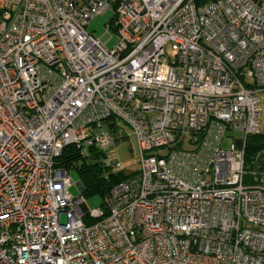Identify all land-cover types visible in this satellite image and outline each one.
<instances>
[{
	"label": "built area",
	"instance_id": "2783aa9c",
	"mask_svg": "<svg viewBox=\"0 0 264 264\" xmlns=\"http://www.w3.org/2000/svg\"><path fill=\"white\" fill-rule=\"evenodd\" d=\"M110 8L109 51L111 34L86 28ZM113 119L133 130L140 171L90 211L57 163L94 148L122 173ZM228 134L242 138L225 151ZM253 135L264 4L0 0V264H264V188L245 183Z\"/></svg>",
	"mask_w": 264,
	"mask_h": 264
},
{
	"label": "rangeland",
	"instance_id": "374dc122",
	"mask_svg": "<svg viewBox=\"0 0 264 264\" xmlns=\"http://www.w3.org/2000/svg\"><path fill=\"white\" fill-rule=\"evenodd\" d=\"M264 3V2H263ZM116 19V11L114 8H110L105 14L97 16L93 19L88 25L87 32L90 35H93L97 39L103 38L106 33H110L112 38L106 43L105 47L107 50H113L117 45L119 38L117 33L114 30ZM168 53L171 50L168 48ZM114 120V119H113ZM112 120V121H113ZM115 121V120H114ZM116 124V123H115ZM115 133H111L116 140L115 147L112 149L110 154L111 161L120 162L122 164V171L126 177H133L139 174L140 171V151L138 148L136 137L133 133V130L129 125L124 123L123 121H118L116 124ZM103 130L108 131L107 126H104ZM123 133H121V131ZM242 136L239 134H228L227 137L222 142V149L225 151H230L233 146L234 140L241 139ZM185 148L190 149L188 144H185ZM258 162L249 161L247 164V173L245 183L251 185L256 182V173H258L259 169ZM106 174L113 173L112 169H109L105 172ZM71 177L74 180V185L70 189V193L74 197H78L81 194V189L77 186V184L81 183V177L78 175L76 170H71ZM83 194V192H82ZM89 210L94 211L99 209L105 203V198H103L99 193H95L93 195L84 196ZM62 221L65 222L66 218L63 217Z\"/></svg>",
	"mask_w": 264,
	"mask_h": 264
},
{
	"label": "trees",
	"instance_id": "16d2710c",
	"mask_svg": "<svg viewBox=\"0 0 264 264\" xmlns=\"http://www.w3.org/2000/svg\"><path fill=\"white\" fill-rule=\"evenodd\" d=\"M254 2L259 5L264 4L262 0H254ZM115 123L117 124V121H113V123L109 122V132H116L117 128ZM263 154L264 135H253L248 137L245 146L246 165L249 161L258 162V159ZM104 157L103 153H100L94 148H91L89 151V156L84 157L80 149L77 147H69L64 151L57 164L70 170L77 171L78 175L81 177V183L84 187L83 196L99 193L106 200L112 188L117 184L128 180L129 177H126L123 172L106 174L105 172L107 169L103 166L102 162ZM258 164L259 166H262L264 163L258 162ZM261 170L262 169H259L258 172ZM254 184L255 183L249 186L253 187Z\"/></svg>",
	"mask_w": 264,
	"mask_h": 264
},
{
	"label": "crops",
	"instance_id": "0c3cea01",
	"mask_svg": "<svg viewBox=\"0 0 264 264\" xmlns=\"http://www.w3.org/2000/svg\"><path fill=\"white\" fill-rule=\"evenodd\" d=\"M259 169H262V170L255 174L256 175V182L253 186H260V187L264 188V164L262 166L260 165Z\"/></svg>",
	"mask_w": 264,
	"mask_h": 264
},
{
	"label": "water",
	"instance_id": "95a60500",
	"mask_svg": "<svg viewBox=\"0 0 264 264\" xmlns=\"http://www.w3.org/2000/svg\"><path fill=\"white\" fill-rule=\"evenodd\" d=\"M263 160H264V154H263V155H262V156H261V157L258 159V162H259V163H261V162H263V163H264V161H263Z\"/></svg>",
	"mask_w": 264,
	"mask_h": 264
}]
</instances>
